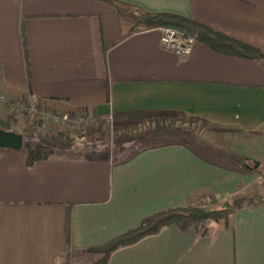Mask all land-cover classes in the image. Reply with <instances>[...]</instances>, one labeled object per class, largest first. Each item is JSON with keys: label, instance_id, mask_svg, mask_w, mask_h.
I'll return each instance as SVG.
<instances>
[{"label": "crops", "instance_id": "0c3cea01", "mask_svg": "<svg viewBox=\"0 0 264 264\" xmlns=\"http://www.w3.org/2000/svg\"><path fill=\"white\" fill-rule=\"evenodd\" d=\"M118 1L264 53V0ZM160 37L154 30L118 42L116 12L96 0H0L2 108L177 114L111 127V136H149L127 156L87 148L105 126L66 140L44 122L38 132L58 150L48 160L28 167L23 150H0V264H99L98 250L153 214L264 195L259 178L241 171L245 160L264 165V67L198 41L177 56ZM105 264H264V202L234 211L227 228L165 226Z\"/></svg>", "mask_w": 264, "mask_h": 264}, {"label": "trees", "instance_id": "16d2710c", "mask_svg": "<svg viewBox=\"0 0 264 264\" xmlns=\"http://www.w3.org/2000/svg\"><path fill=\"white\" fill-rule=\"evenodd\" d=\"M96 1L108 5L116 12L119 24L118 42L135 34L169 28L194 38L195 41L210 47L218 53L232 58L253 60L264 67V53L257 48L222 35L192 20L172 14L146 13L139 8L118 0ZM176 116V113L169 112L117 113L112 115V127L114 129H122L146 120H160L174 118ZM58 136L69 140L65 133H58ZM22 150L26 154L28 167H31L36 162L48 160L57 153L55 147L44 141L34 145L25 146L23 144ZM246 162L253 164L254 167L257 165L253 161L245 160L244 163ZM250 202V200L236 198L229 203L228 208L219 210L205 211L199 206H189L153 214L143 219L134 230L113 239L102 249L98 250L97 252L102 254V260L99 264H105L107 256L112 251L131 245L142 238L156 235L163 227L168 225H176L182 231H185L190 227L201 225L206 221L215 223L222 221L224 227L227 228L229 216L236 210L250 206Z\"/></svg>", "mask_w": 264, "mask_h": 264}, {"label": "rangeland", "instance_id": "374dc122", "mask_svg": "<svg viewBox=\"0 0 264 264\" xmlns=\"http://www.w3.org/2000/svg\"><path fill=\"white\" fill-rule=\"evenodd\" d=\"M15 104L11 105L10 107L2 108V104H0V129L8 131L9 129H21L22 132L24 133L22 136L23 138V144L26 145H34L37 144L41 141H44L48 144H50V138H47V136H41L38 132V129L42 126V123L50 124L52 126V129H55L58 133V129L51 123H48L47 121H43L41 119V115L39 113H36V111L30 110L27 107L23 106L21 108L14 106ZM2 108V109H1ZM87 127H91V129L95 130V126H90L88 125ZM111 126H106L103 132L98 133L97 136L94 133V136H96L97 139L92 142V145L88 144L87 148L91 150V146L94 148L99 149V151L104 150L105 153L109 156V158H112V155L114 153H118L120 156H127L130 154V152L133 149H138L139 147H144L148 145L146 140L148 139V135L145 134H139V135H113V132H111ZM113 128V127H112ZM98 130L100 128H97ZM108 134H105L108 132ZM112 133V134H111ZM66 134V133H65ZM78 133H75L76 135ZM68 135V134H66ZM51 138L55 139L54 136ZM100 141V142H99ZM55 142V141H54ZM52 145V144H50ZM54 147V145H52ZM85 148V147H83ZM57 150V149H56ZM58 151V150H57ZM85 152V151H84ZM78 155V154H76ZM80 156V155H79ZM83 156V155H81ZM218 162H221V160H217ZM257 165L254 167L253 164H250L248 162L243 163L241 171H248L250 173H253L256 178H259L257 184L260 189L264 190V165L259 164L257 162H254ZM246 200H250L251 205L259 204L264 202V195L257 196L256 197H246L243 198ZM231 202V201H230ZM227 205H229V203ZM201 207L205 211H210V210H219L222 208H228L221 206V205H214L212 202H203L202 204L195 205ZM209 224H215V222L211 221H206L205 223L198 225V226H193L190 228H195L197 227L201 231L205 230V226ZM219 225H224L222 221L216 223Z\"/></svg>", "mask_w": 264, "mask_h": 264}, {"label": "built area", "instance_id": "2783aa9c", "mask_svg": "<svg viewBox=\"0 0 264 264\" xmlns=\"http://www.w3.org/2000/svg\"><path fill=\"white\" fill-rule=\"evenodd\" d=\"M161 33L160 44L165 49L171 51L177 56H187L192 52L193 45L195 44V39L186 36L176 30L169 28L159 29ZM5 103V98L0 97V104ZM16 107H23L21 102L15 103ZM41 119L53 124L60 133H66L69 135H74L81 128L88 125L100 127V126H111V117H95L89 114H82L76 116H60L51 113L41 114Z\"/></svg>", "mask_w": 264, "mask_h": 264}, {"label": "water", "instance_id": "95a60500", "mask_svg": "<svg viewBox=\"0 0 264 264\" xmlns=\"http://www.w3.org/2000/svg\"><path fill=\"white\" fill-rule=\"evenodd\" d=\"M23 149L21 135L0 129V150L20 151ZM228 205L225 204L224 207Z\"/></svg>", "mask_w": 264, "mask_h": 264}]
</instances>
